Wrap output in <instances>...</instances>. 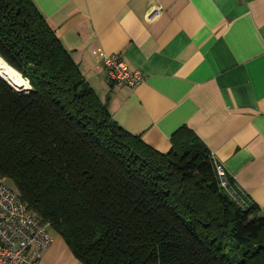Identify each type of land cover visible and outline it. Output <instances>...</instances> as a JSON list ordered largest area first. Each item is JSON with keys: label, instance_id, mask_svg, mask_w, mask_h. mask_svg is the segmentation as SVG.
Returning <instances> with one entry per match:
<instances>
[{"label": "trees", "instance_id": "16d2710c", "mask_svg": "<svg viewBox=\"0 0 264 264\" xmlns=\"http://www.w3.org/2000/svg\"><path fill=\"white\" fill-rule=\"evenodd\" d=\"M0 59L29 87L0 77V181L81 262L264 264V214L224 193L210 152L122 129L32 0H0Z\"/></svg>", "mask_w": 264, "mask_h": 264}, {"label": "crops", "instance_id": "0c3cea01", "mask_svg": "<svg viewBox=\"0 0 264 264\" xmlns=\"http://www.w3.org/2000/svg\"><path fill=\"white\" fill-rule=\"evenodd\" d=\"M32 1L115 123L161 153L201 143L264 214V0ZM97 50L143 82H111ZM51 235L37 264H84Z\"/></svg>", "mask_w": 264, "mask_h": 264}, {"label": "built area", "instance_id": "2783aa9c", "mask_svg": "<svg viewBox=\"0 0 264 264\" xmlns=\"http://www.w3.org/2000/svg\"><path fill=\"white\" fill-rule=\"evenodd\" d=\"M160 10V7H156L151 14ZM94 57L101 63L111 82L134 87L144 80V75L138 70H130L118 54L97 50ZM210 158L214 162L221 189L237 206L246 207L250 199L245 191L234 181L229 182L211 152ZM52 241L49 226L27 208L9 185L0 182V264H37Z\"/></svg>", "mask_w": 264, "mask_h": 264}, {"label": "bare ground", "instance_id": "6f19581e", "mask_svg": "<svg viewBox=\"0 0 264 264\" xmlns=\"http://www.w3.org/2000/svg\"><path fill=\"white\" fill-rule=\"evenodd\" d=\"M18 75L13 70H10L8 67L3 66L2 62L0 61V76L8 81L10 85L17 87L25 86L26 83L22 80L21 76Z\"/></svg>", "mask_w": 264, "mask_h": 264}, {"label": "rangeland", "instance_id": "374dc122", "mask_svg": "<svg viewBox=\"0 0 264 264\" xmlns=\"http://www.w3.org/2000/svg\"><path fill=\"white\" fill-rule=\"evenodd\" d=\"M0 61L2 62V64H3V66H5V67H8L10 70H13V69H11L3 60H1L0 59ZM14 71V70H13ZM15 73H17L16 71H14ZM17 75H18V73H17ZM19 76V75H18ZM25 83H26V85L25 86H22V87H17V86H13V87H15L16 89H18V90H20V88H23V89H25V90H27V89H29V87H28V83H27V81L26 80H24V79H22ZM8 82V81H7ZM0 182H3V183H5V184H7V185H10V182L8 181V180H5V181H0Z\"/></svg>", "mask_w": 264, "mask_h": 264}, {"label": "water", "instance_id": "95a60500", "mask_svg": "<svg viewBox=\"0 0 264 264\" xmlns=\"http://www.w3.org/2000/svg\"><path fill=\"white\" fill-rule=\"evenodd\" d=\"M21 76V75H20ZM1 77V76H0ZM2 78V77H1ZM22 78V77H21ZM3 79V78H2ZM3 80H5V79H3ZM6 81V80H5ZM7 82V81H6ZM8 84H9V82H7ZM27 90H29V89H27ZM27 90H23V88H20V90H17V91H19V92H25V91H27Z\"/></svg>", "mask_w": 264, "mask_h": 264}]
</instances>
